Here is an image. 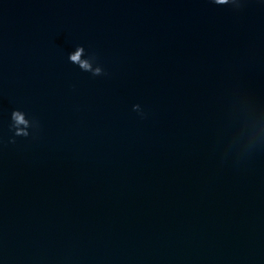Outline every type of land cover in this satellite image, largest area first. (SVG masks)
<instances>
[{
    "label": "water",
    "instance_id": "1",
    "mask_svg": "<svg viewBox=\"0 0 264 264\" xmlns=\"http://www.w3.org/2000/svg\"><path fill=\"white\" fill-rule=\"evenodd\" d=\"M0 264H264V0H0Z\"/></svg>",
    "mask_w": 264,
    "mask_h": 264
},
{
    "label": "clouds",
    "instance_id": "2",
    "mask_svg": "<svg viewBox=\"0 0 264 264\" xmlns=\"http://www.w3.org/2000/svg\"><path fill=\"white\" fill-rule=\"evenodd\" d=\"M246 0H213V3L217 5H231L235 10H241L244 7ZM83 47H80L74 55L70 56V60L78 64L79 67L84 71H92V65L89 60H82L81 55L83 53ZM100 69L97 68L93 75H99ZM137 107H139L137 105ZM27 113L22 110H14L11 114L12 123L10 129L14 131V136L11 139V143H15V137H24L27 138L30 135H33V132L39 130V122L35 119H25ZM23 125V127H21ZM31 128L33 131L29 132L28 129Z\"/></svg>",
    "mask_w": 264,
    "mask_h": 264
}]
</instances>
